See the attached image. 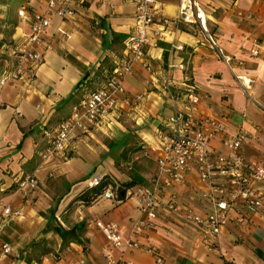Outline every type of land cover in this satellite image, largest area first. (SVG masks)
Wrapping results in <instances>:
<instances>
[{
    "label": "crops",
    "instance_id": "obj_1",
    "mask_svg": "<svg viewBox=\"0 0 264 264\" xmlns=\"http://www.w3.org/2000/svg\"><path fill=\"white\" fill-rule=\"evenodd\" d=\"M193 1L229 60L218 59L206 46L196 21L176 20L179 0H155L153 22L143 47L144 62L136 64L121 81L126 95L140 94L141 99L135 105L122 104L86 134L73 136L65 156L53 162L44 161L42 153L55 129V109L61 107L60 113L68 114L123 54L134 7L131 0H86L85 12L73 19L62 20L50 14L39 46L43 60L31 69L24 65L19 79L0 85V202L21 211L20 216L0 224V244L8 242L12 247L11 253L0 256V264H27L18 258L25 246L52 234H43L46 210H64L93 176L107 174L115 183L136 176L141 183L130 189L149 186L155 170L156 130L176 109L225 115L227 132L240 129L247 133L243 156L264 158V52L248 54L254 40L264 44V0ZM17 5L0 0V71L14 67L16 60L7 46L11 42L22 46L23 34L28 31V25L16 15ZM33 6L37 11L45 10L38 2ZM165 83L171 89L189 87L198 100L192 103L181 96L171 101ZM64 99L66 102H62ZM122 163L130 172L119 170ZM31 174L37 187L24 197L15 183ZM204 187L194 169H189L184 184L172 190L181 205L203 213L208 208L201 197ZM259 189L264 193V181ZM138 215L134 195L119 202L102 197L87 204L74 201L62 213L60 222L68 226L85 221V245L71 242L61 250L59 259L50 252L40 264H76L80 254L91 264H106L105 247L110 249L113 264H156L145 246L151 247L163 264H264V229L257 215L241 218L231 212L217 238L219 253L207 249L201 227L177 213L159 211L148 230L131 237L139 247L123 243L111 247L95 226V221L113 222L124 239Z\"/></svg>",
    "mask_w": 264,
    "mask_h": 264
},
{
    "label": "built area",
    "instance_id": "obj_2",
    "mask_svg": "<svg viewBox=\"0 0 264 264\" xmlns=\"http://www.w3.org/2000/svg\"><path fill=\"white\" fill-rule=\"evenodd\" d=\"M35 2L42 4L45 10L37 11L33 6ZM131 2L134 12L130 30L124 40L123 54L115 59L100 83L87 92L70 114L56 123L53 134L43 149L44 161L53 162L64 157L73 136L86 134L91 126L102 123L107 115L122 104L135 105L141 99L140 94L126 95L122 90L121 81L132 72L136 64L144 62L143 47L148 40V29L153 22L156 2L155 0ZM85 10L86 0H26L18 8L17 17L28 25V31L23 34V45L16 44L10 49L16 62L13 68L0 74V85L19 79L23 75L24 65L31 69L43 60L44 54L39 46L49 26L51 13L62 20H67L83 14ZM176 20L186 23L196 21L206 46L213 50L218 59L226 62L229 60L216 43L213 33L204 25L193 0H179ZM93 24H97V21L94 20ZM59 30L64 32L61 28ZM65 34L66 37L70 36L68 33ZM258 52H264V44L254 40L248 54L255 56ZM145 68L148 70L146 64ZM164 88L171 101H178L181 96L192 103L198 100L197 94L189 87L177 90L171 89L170 85L165 83ZM180 91L184 93L179 95ZM226 125L227 118L223 114L203 115L192 110L176 109L163 118L156 130L155 170L150 185H137L125 191V197L135 196L139 212L129 227L128 237L122 239L120 230L113 222L95 221V226L109 246L117 247L123 243L130 247H139L137 240L131 237L148 230L159 211L177 213L183 219L201 227L207 240L206 247L214 253H219L217 238L221 228L230 219L231 212H237L241 218L257 215L264 229V193L259 189V183L264 181V158H245L242 154V144L247 133L240 129L227 132ZM189 169H194L199 181L205 185L201 197L208 203V208L203 213L196 212L190 205H181L175 199L172 190L174 186L184 184V174ZM100 177V174L93 176L87 181V186L95 185ZM36 187V178L32 174L16 181V189L22 192L24 197L31 195ZM113 188L111 185L105 186L97 198L119 202ZM241 210L244 215L240 214ZM20 215V209L12 210L9 205L0 202V224L10 217ZM143 248L154 255L156 264H163L161 257L154 253L151 247ZM11 251L10 243L0 244V256ZM103 256L106 264H113L108 247L103 250ZM76 264L91 263L80 254Z\"/></svg>",
    "mask_w": 264,
    "mask_h": 264
},
{
    "label": "trees",
    "instance_id": "obj_3",
    "mask_svg": "<svg viewBox=\"0 0 264 264\" xmlns=\"http://www.w3.org/2000/svg\"><path fill=\"white\" fill-rule=\"evenodd\" d=\"M11 1H14L15 5L18 4L17 5L18 7L16 9V15H17L18 8L21 5H23L26 0H19V1L11 0ZM14 45H16V43L11 42L7 46L10 56H13L10 53V49ZM6 70L8 69H3L2 71H0V74ZM78 86L79 84L76 85L77 88H79ZM183 93L184 91H180L179 95H182ZM81 100H79L76 104H74L69 110V113L66 115H63L60 113L61 107L58 109H55L56 115L52 117L54 123H58L60 120L66 118L70 114V112L80 103ZM62 102H66V99H64ZM113 146H115V144H109V147H113ZM122 155L123 154L121 153V155H119L118 157H121ZM118 157L115 159V163H117ZM136 183H139V184L141 183V180L136 176H131V178L128 181H117V183H115L111 178L108 177L107 174H103L101 175V177L99 178V181L95 185L86 186L84 189L79 191L72 198V200L65 207V209L61 210L59 213L62 215V213L66 209H68L71 203L74 201H80L82 203L87 204L90 201L96 199L97 196L102 191V189L107 185H111L112 187H114L113 189H114L116 199L118 201H121L125 198L126 189H128L130 186ZM15 188H16V183H15ZM45 218H46V224L43 229V234H46L48 232H52L53 234H56L60 239V248L58 250H55L53 247H51L47 238H45L44 236H41L37 239H33L25 246L24 254L19 255L18 257L19 259L23 260L27 264H40L42 257L50 252H53L55 254L56 259H59L61 250L67 247L71 242L79 244L81 246L85 245V242H86V239H85L86 223L85 221L81 220V221L73 223L72 225L64 226L60 221L57 220V217H55V209H50L49 214L45 215Z\"/></svg>",
    "mask_w": 264,
    "mask_h": 264
},
{
    "label": "rangeland",
    "instance_id": "obj_4",
    "mask_svg": "<svg viewBox=\"0 0 264 264\" xmlns=\"http://www.w3.org/2000/svg\"><path fill=\"white\" fill-rule=\"evenodd\" d=\"M16 1H19V0H16ZM119 170L122 171V172H130V170H127L126 169V165L125 164H120L119 165ZM54 200V199H53ZM49 214V209L46 210V212L44 213V215H48ZM55 217H57V220L60 221L61 218V214L59 212H55ZM45 238H47L49 244L51 245V247L53 248H57V244H59V247L57 248V250L60 248V239L58 236H54V234H50L48 237H46L45 235H43Z\"/></svg>",
    "mask_w": 264,
    "mask_h": 264
}]
</instances>
